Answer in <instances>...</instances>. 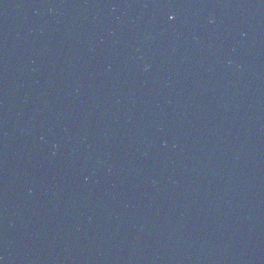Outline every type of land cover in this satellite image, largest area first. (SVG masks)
<instances>
[{"label":"water","instance_id":"1","mask_svg":"<svg viewBox=\"0 0 264 264\" xmlns=\"http://www.w3.org/2000/svg\"><path fill=\"white\" fill-rule=\"evenodd\" d=\"M0 264H264V0H0Z\"/></svg>","mask_w":264,"mask_h":264}]
</instances>
